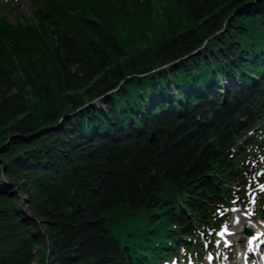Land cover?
Here are the masks:
<instances>
[{
  "label": "trees",
  "instance_id": "obj_1",
  "mask_svg": "<svg viewBox=\"0 0 264 264\" xmlns=\"http://www.w3.org/2000/svg\"><path fill=\"white\" fill-rule=\"evenodd\" d=\"M41 5L0 16V264L198 251L264 154V0Z\"/></svg>",
  "mask_w": 264,
  "mask_h": 264
},
{
  "label": "rangeland",
  "instance_id": "obj_2",
  "mask_svg": "<svg viewBox=\"0 0 264 264\" xmlns=\"http://www.w3.org/2000/svg\"><path fill=\"white\" fill-rule=\"evenodd\" d=\"M41 0H0V16L5 17L6 20H8L9 22H13L16 23L18 21L24 23V22H29L32 21L31 17L32 14L35 12L36 9L41 8ZM236 78H238L236 76ZM225 82H223L221 84V87H219V90L222 94V96L224 95V89L222 88ZM98 99H95L94 101L97 102ZM258 164V172L261 170V167L264 165V160L263 159H259L257 161ZM264 173H262L260 175V178H262V186H263V190H261L258 194V200H257V204L255 206L256 210L254 211V214L250 215H246V208L241 207L239 209H235L231 208L229 209V217H228V222L230 223L229 226L230 228H232L233 231H239L240 230V225H244L246 224V222H253L251 223L252 227H254V222L256 221V219H258L259 216V205L261 203V201L264 198ZM2 178V177H0ZM21 201H19L18 199V203H20ZM250 202V200H249ZM248 202V203H249ZM25 206V205H24ZM249 223V224H250ZM39 224V227L42 228L44 226V224ZM255 228V227H254ZM118 230V229H116ZM241 232V231H240ZM237 233V236H240V240L239 241H234L233 245H229V247H224L222 241L216 242L214 241V243L212 244L213 246V256H214V264H222L220 262V259H223L222 257H225V259L223 261H225L228 264H233L234 260H237L239 258V254L241 253V249H242V253L247 252V243H245L246 241L244 240V238L242 239V232ZM246 247V249H245ZM224 248V249H223ZM224 250L223 253H221V251ZM229 250V251H228ZM231 253L230 258H227V256L225 255L226 253ZM240 252V253H237ZM221 256V257H220ZM206 258H201V262L197 263V264H210L211 260L208 259V255L205 256ZM39 259V255L38 257H36ZM180 261L183 264H186L183 260H182V256L179 257ZM36 261V260H35ZM187 264H193V263H187ZM236 264V263H234Z\"/></svg>",
  "mask_w": 264,
  "mask_h": 264
},
{
  "label": "bare ground",
  "instance_id": "obj_3",
  "mask_svg": "<svg viewBox=\"0 0 264 264\" xmlns=\"http://www.w3.org/2000/svg\"><path fill=\"white\" fill-rule=\"evenodd\" d=\"M238 80H237V78L234 76V77H229L228 76V78H227V80L225 81V83H224V85H223V89H224V92L225 91H227L228 89H229V83H233V82H237ZM219 87H221V84L220 85H218ZM260 223V220H258V224ZM244 237H246V236H244ZM237 238H238V240H239V238H241V237H239V236H237ZM247 238H249L250 240L249 241H253L254 239H256V237L255 236H253V235H251L250 237H247ZM242 239H243V237H242ZM245 239V238H244ZM252 239V240H251ZM254 245V244H253ZM251 264H254V262H251Z\"/></svg>",
  "mask_w": 264,
  "mask_h": 264
},
{
  "label": "water",
  "instance_id": "obj_4",
  "mask_svg": "<svg viewBox=\"0 0 264 264\" xmlns=\"http://www.w3.org/2000/svg\"><path fill=\"white\" fill-rule=\"evenodd\" d=\"M151 138H152V137H151ZM151 138H150V139H151ZM1 181H5V179L0 178V182H1ZM261 211H262V212H261V216H264V203H263V205H262V209H261ZM243 230H244L245 233H250V229H249L247 226H245Z\"/></svg>",
  "mask_w": 264,
  "mask_h": 264
}]
</instances>
